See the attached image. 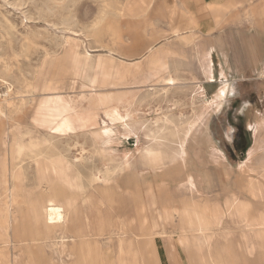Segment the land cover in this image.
<instances>
[{
  "label": "rangeland",
  "instance_id": "obj_1",
  "mask_svg": "<svg viewBox=\"0 0 264 264\" xmlns=\"http://www.w3.org/2000/svg\"><path fill=\"white\" fill-rule=\"evenodd\" d=\"M217 1L227 7L214 34L264 24V0H208ZM169 3L0 0V211L14 196V234L29 242L16 244L0 218V236L3 226L15 240L0 237V264H30L31 251L39 264H76L72 251L47 248L60 235L74 238V247L84 240L96 264H264V72L225 70L221 78L214 70L209 81L196 48L182 40L195 38L198 24L177 27L182 0ZM213 18L209 9L201 16ZM83 45L89 55L74 66L67 56ZM170 54L172 64L182 61L179 70L158 63ZM109 55L106 73L93 70ZM166 72L176 74L173 85ZM24 131L26 142L63 159L71 184L80 174L84 186L67 190L59 172L37 180L26 161L13 168L6 136ZM118 164L122 171L111 174ZM49 199H72L80 214L68 232L55 227L42 244L44 230L26 213L31 201Z\"/></svg>",
  "mask_w": 264,
  "mask_h": 264
},
{
  "label": "bare ground",
  "instance_id": "obj_2",
  "mask_svg": "<svg viewBox=\"0 0 264 264\" xmlns=\"http://www.w3.org/2000/svg\"><path fill=\"white\" fill-rule=\"evenodd\" d=\"M223 8L227 7L226 5H222ZM211 7V5H210ZM173 14L174 11L172 12L171 15V19H173ZM54 15V14H53ZM58 16V15H57ZM219 17V16H217ZM218 24L215 22V24H212V27L210 28V31L213 30L214 28H216ZM182 30V29H181ZM172 32L177 33V29L173 28ZM179 35V34H178ZM81 52H76L74 53L72 56H67L70 57L71 62L73 63L74 66H76L78 64V62L80 61L81 57L83 58V60L89 55L88 54V50L85 48V46L83 45L81 48ZM110 51V50H109ZM115 54V53H114ZM112 55V54H111ZM49 56V55H48ZM82 61V60H81ZM112 63V58H106V59H102L100 61H98L96 63V65L94 66L93 70L99 71V72H103L106 73L107 70L110 69V65ZM166 84H174L175 80L173 78H167L165 79ZM33 91H36V86L33 87ZM32 92V91H31ZM221 94V93H220ZM59 116V115H58ZM60 117V116H59ZM18 126V125H17ZM66 126V125H65ZM66 128V127H65ZM14 129V128H13ZM162 132V131H161ZM27 132H14V134H12L10 136V139H8V134L6 136V154L7 157L9 158V160L12 162L13 164V168H15L16 163L14 164V162L19 161V162H23L26 161L27 167L32 169L34 171V175L36 177L37 180H42L46 178H48L49 175H53V176H57V173H61L63 175V183L65 184V186L67 187V190H72V191H79V189L81 187H83V182H82V178L79 175H76L77 179L79 180V183H75L73 182V184H71V182H69V178L66 174V171H68V167L66 166V164L64 163L63 159H61V157L59 155L54 156L51 155L49 152L46 151H40L39 149L36 148L34 143L31 142H26L25 141V136H26ZM30 134V132H29ZM47 133H45L46 135ZM28 136V135H27ZM53 137V136H52ZM45 138V137H43ZM42 138V139H43ZM56 140L57 138L54 137ZM54 139V140H55ZM46 140V138H45ZM41 141V140H40ZM34 142V141H32ZM45 143V142H44ZM54 143V142H53ZM52 143V144H53ZM47 144V143H46ZM51 144V143H50ZM49 145V144H48ZM54 145V144H53ZM55 146V145H54ZM53 148V147H52ZM44 149V148H43ZM55 149V148H54ZM59 149V148H58ZM50 150V148H49ZM53 150V149H52ZM55 151V150H54ZM53 153V152H52ZM55 153V152H54ZM57 154V153H55ZM25 163V162H24ZM23 163V164H24ZM5 164V159L2 157L0 158V165L3 166ZM18 165V164H17ZM112 168V167H110ZM26 169V168H25ZM122 165L118 164L115 168H112L111 174L114 172H119L122 171ZM22 170V169H21ZM18 171V169H17ZM23 171V170H22ZM28 171V170H27ZM85 171V170H84ZM2 172V171H1ZM24 172V171H23ZM22 172L21 175H24V173ZM32 172V171H31ZM101 172V171H100ZM108 172V171H107ZM102 173V172H101ZM8 174V173H7ZM18 175H20V173H18ZM61 175V176H62ZM104 175V174H103ZM59 176V175H58ZM60 176V177H61ZM88 176V175H87ZM112 176V175H111ZM59 177V178H60ZM85 177V175H84ZM86 178V177H85ZM92 179V181H97V180H102V178L98 175H93L90 177ZM116 178V177H115ZM51 179V178H50ZM56 179V177H55ZM114 179V178H113ZM121 179V178H120ZM107 180V179H106ZM60 181V180H59ZM45 182V181H44ZM87 182V181H86ZM118 182V181H116ZM37 183V182H36ZM35 183V184H36ZM55 183V182H54ZM38 184V183H37ZM44 184V183H42ZM95 184V183H94ZM4 185V184H3ZM40 185V183H39ZM54 185V184H53ZM59 185V184H58ZM90 185V184H89ZM115 185V184H114ZM118 185V183H117ZM61 186V184H60ZM40 187V186H39ZM51 187V186H50ZM119 187V186H118ZM52 188V187H51ZM54 188V187H53ZM66 189V188H65ZM116 189V188H115ZM121 189V188H120ZM64 190V189H63ZM88 191V190H87ZM49 192V191H48ZM52 192V190H51ZM66 192V191H65ZM68 192V191H67ZM35 193V192H34ZM50 194V193H49ZM52 194V193H51ZM78 194V192H77ZM121 194V193H119ZM47 195V194H46ZM69 195V194H68ZM72 195V194H71ZM75 196V195H74ZM89 196V195H88ZM37 197V196H36ZM67 197V196H66ZM65 197V198H66ZM76 197V196H75ZM87 197V195H86ZM14 196L11 195V197L9 196H5L4 201H3V206L1 209V217L0 218H4L6 219V221L8 223H10L9 225H11V227L13 228L14 225L16 226L17 224H19L20 226V221L16 218V216L13 214L12 209L10 208V203H12ZM73 198V197H72ZM89 198V197H88ZM91 198V197H90ZM61 200V199H59ZM79 200V199H78ZM83 200V199H82ZM85 200V198H84ZM66 201V200H65ZM70 201V199H69ZM80 201V200H79ZM96 201V200H95ZM76 201L72 200L70 202L65 203L64 205H60L57 204L54 200L49 199L47 200V202L45 203V205L41 204L38 201H31L30 204L28 205V212L26 213L27 217H30L31 219L35 220V222H38L40 224V226L42 227L43 231V240H42V244L43 243H47L45 241V239L48 237V235H50V233L53 231V228L55 227H60V226H65L66 231L68 232V225L70 224H74L77 222V219L79 218V214H80V210L78 209V205L77 203H75ZM86 202V201H85ZM21 203V202H20ZM17 204V203H16ZM16 207H14L15 209ZM87 208V207H86ZM88 209V208H87ZM84 210V209H83ZM98 210V209H97ZM16 212V211H15ZM100 213V212H99ZM185 214V213H184ZM198 215V214H197ZM198 220V218H197ZM15 222V223H14ZM87 222V221H86ZM102 222V221H101ZM121 222V221H120ZM17 223V224H16ZM106 223V222H105ZM221 223V222H219ZM104 225V223H103ZM106 225V224H105ZM123 225V224H122ZM119 226V225H118ZM76 227V226H75ZM2 230H3V236L1 235L0 237H4L7 239V241L9 242H14L13 239L9 240L8 234H7V229L4 228L2 226ZM220 229V228H218ZM87 230V229H86ZM65 231V233H66ZM77 231V230H76ZM211 231V230H210ZM122 232V231H121ZM9 233V232H8ZM56 234V233H55ZM58 234V233H57ZM32 238L35 235L29 234ZM60 235V234H59ZM214 235V233H213ZM16 236V244H23L25 247L27 246V244L29 242L26 243V239L28 236L26 235H15L14 232H12V237ZM59 237V241L60 243H48L47 248H50L49 251H51L53 253V251L57 250L59 253H63L65 251H72L74 253V258L76 261V264H82V263H86V264H96L97 262H99L97 256L95 255L94 251L88 247V244L85 243L84 240H82L80 242V244H78L77 247H74V244H76V241L74 238H69L70 236H65V235H60ZM23 239V240H22ZM28 240V239H27ZM32 240V239H31ZM78 240V239H77ZM33 241V240H32ZM31 241V242H32ZM54 241V240H53ZM72 241L73 247L71 248L68 246V242ZM51 242V241H50ZM124 242V241H123ZM55 245H57L55 247ZM58 245H62V248L58 247ZM69 247L68 250H66V247ZM102 249V248H101ZM32 254H26L28 256V260L30 264H39L36 262L35 257H34V252L31 251ZM48 254L47 251H44ZM49 255V254H48ZM41 256V255H40ZM58 256V255H57ZM62 257V256H61ZM49 259V258H48ZM51 260V259H50ZM61 260V259H60ZM43 262H45V264H50V262L46 263L45 260H43Z\"/></svg>",
  "mask_w": 264,
  "mask_h": 264
},
{
  "label": "crops",
  "instance_id": "obj_3",
  "mask_svg": "<svg viewBox=\"0 0 264 264\" xmlns=\"http://www.w3.org/2000/svg\"><path fill=\"white\" fill-rule=\"evenodd\" d=\"M175 1L176 0H173V3H169L167 9L173 8ZM222 5L225 4L218 1L208 2V0H182L181 5H175L176 8L180 6L174 15V23L176 22L175 24L177 27L188 30L191 25L194 27L198 24L197 28H195V38L190 39L187 33L182 36L183 38L187 37V40H185V38H182V40H185L187 43L196 48V50L193 52V57L197 63L198 70H201L206 78H211L209 81H214V70H216L215 73L221 78L225 77V70H263V73L264 24H262L259 28H255L251 32H248V35L246 34L245 30L242 29L227 31V34H214V29L208 33L204 31L203 27H205L206 23L213 21L214 18L203 22L201 20V16L204 17V14H208L209 9V13L215 17L213 24H215V22L220 24L219 10L223 8ZM190 17L191 23L189 21ZM197 29L202 33V36H206L205 38L203 37L202 40H198L201 35L197 32ZM208 45H211L212 47L208 48ZM172 58L173 56L171 54L160 58L158 63H163L164 66L162 70H179V67L182 66V61L177 58L178 63L172 64V61L176 60V58ZM145 60L150 61L151 54L147 56V58H143L140 61ZM166 63H169L168 66L165 65ZM155 66H157V64L154 61V67ZM245 66L247 67L243 68ZM170 77L174 79L176 78V74L166 72L164 79ZM196 83L198 84V87L202 86V95L204 92V87L201 83ZM226 85L227 84H224V86L219 88L217 91L216 96L218 98H221L222 92L225 90ZM201 107H205L207 111L208 105L203 104ZM14 230L16 231V229L13 227V232Z\"/></svg>",
  "mask_w": 264,
  "mask_h": 264
}]
</instances>
